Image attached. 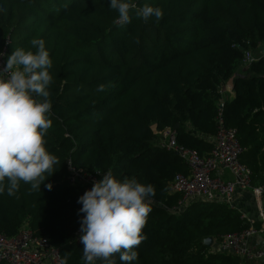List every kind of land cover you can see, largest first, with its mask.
I'll list each match as a JSON object with an SVG mask.
<instances>
[{"label":"trees","instance_id":"16d2710c","mask_svg":"<svg viewBox=\"0 0 264 264\" xmlns=\"http://www.w3.org/2000/svg\"><path fill=\"white\" fill-rule=\"evenodd\" d=\"M137 3L160 7L162 18L145 22L133 15L121 27L108 0H0L5 62L17 47L30 49L33 38L45 41L53 61L52 127L45 139L60 162L40 192L21 181L14 195L0 194V234L12 236L28 226L60 249L63 262L84 264L77 203L83 189L68 179L70 160L153 186L146 238L133 264H247L203 244L209 236L214 242L247 228L234 208L196 201L177 209L181 195L170 194L168 186L188 170L156 145L154 129L171 127L178 143L207 154L220 88L232 78L225 123L236 129L240 161L250 168L252 182L264 183V0ZM245 51L255 58L247 67ZM115 260L121 264L118 254Z\"/></svg>","mask_w":264,"mask_h":264},{"label":"clouds","instance_id":"9594fccd","mask_svg":"<svg viewBox=\"0 0 264 264\" xmlns=\"http://www.w3.org/2000/svg\"><path fill=\"white\" fill-rule=\"evenodd\" d=\"M108 8L117 12L114 23L125 26L133 15L147 22L159 20L163 11L137 0H108ZM31 48L17 47L0 68V194L14 195L20 182L39 191L41 184L57 170V156L47 150L48 130L52 127L50 86L53 61L45 41L33 38ZM34 49V51L32 50ZM99 85L97 91H103ZM7 181V187L5 186ZM45 187L51 190L52 184ZM155 195L151 184L135 177H114L111 169L93 182L77 199L81 205L80 243L84 264H133L135 250L146 238L143 229L152 211L150 198ZM67 264V258L64 260Z\"/></svg>","mask_w":264,"mask_h":264},{"label":"built area","instance_id":"2783aa9c","mask_svg":"<svg viewBox=\"0 0 264 264\" xmlns=\"http://www.w3.org/2000/svg\"><path fill=\"white\" fill-rule=\"evenodd\" d=\"M264 57V47L262 49ZM255 60L250 51H245L242 62L245 67ZM0 54V68L5 65ZM221 93V91H220ZM225 99H220L215 118L216 131L207 138L210 151L201 155L176 140V131L171 127L154 129L158 131L156 145L166 151L173 152L186 165L187 174L176 173L168 186L170 194L178 193L181 200L178 207L201 201L225 203L234 208L236 195L249 190L257 198L264 197V183H253L252 172L240 161L242 148L238 142L236 129L229 127L224 119ZM228 171L232 179H224L220 172ZM68 179L82 187L83 193L92 187L93 182L102 179L104 172L77 167L67 160ZM240 217L248 224L247 228L220 235L212 242L214 253L232 254L243 260L262 261L264 247L256 241L260 229L255 226L256 219L240 212ZM264 223V216H261ZM0 263L5 264H64L60 249L53 245L47 237L38 236L28 226H23L12 236L0 234Z\"/></svg>","mask_w":264,"mask_h":264},{"label":"crops","instance_id":"0c3cea01","mask_svg":"<svg viewBox=\"0 0 264 264\" xmlns=\"http://www.w3.org/2000/svg\"><path fill=\"white\" fill-rule=\"evenodd\" d=\"M228 86H230L231 96H233L232 78L222 84L221 90L224 91ZM220 174L224 179H232L231 175L225 169H222ZM234 209L238 213L244 212L246 216L256 219V227L260 229L256 241L259 246L264 247V223L261 218L262 215L264 216V197L257 199L251 191H241L236 195Z\"/></svg>","mask_w":264,"mask_h":264},{"label":"rangeland","instance_id":"374dc122","mask_svg":"<svg viewBox=\"0 0 264 264\" xmlns=\"http://www.w3.org/2000/svg\"><path fill=\"white\" fill-rule=\"evenodd\" d=\"M230 90H231V88H230V86H228V87H226L225 89H224V91L223 90H221V88H220V91H221V98L222 99H225V100H227V99H230L232 96H231V92H230ZM156 130V129H155ZM154 130V131H155ZM154 135H155V137L157 138L158 137V135H159V133H158V131L156 132V133H154ZM247 264H255L256 262H254V261H251L250 262V260H244ZM249 262V263H248Z\"/></svg>","mask_w":264,"mask_h":264},{"label":"water","instance_id":"95a60500","mask_svg":"<svg viewBox=\"0 0 264 264\" xmlns=\"http://www.w3.org/2000/svg\"><path fill=\"white\" fill-rule=\"evenodd\" d=\"M212 242H213V238L209 236V237L204 239L203 244L206 246H211ZM262 261H264V259Z\"/></svg>","mask_w":264,"mask_h":264}]
</instances>
